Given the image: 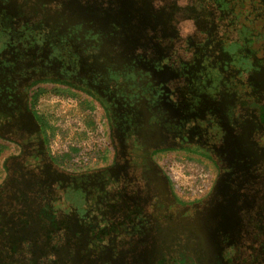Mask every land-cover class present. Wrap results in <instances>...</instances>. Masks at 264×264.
<instances>
[{
    "label": "flooded vegetation",
    "instance_id": "flooded-vegetation-1",
    "mask_svg": "<svg viewBox=\"0 0 264 264\" xmlns=\"http://www.w3.org/2000/svg\"><path fill=\"white\" fill-rule=\"evenodd\" d=\"M0 2V237L20 211L42 218L45 202L58 210L81 186L66 223L82 233L59 264H119L134 243L144 251L121 264H238L246 227L263 217L264 65L229 55L240 31L264 29L261 19L246 18L235 0ZM32 76L96 103L105 164L81 173L50 155L49 129L30 117L22 95ZM166 153L211 167L217 195L203 207L178 199L159 163ZM255 195L253 211L245 200ZM197 207L202 213L188 214ZM115 211L119 220L110 217ZM57 221H45L50 231ZM130 229L133 239L124 237ZM34 247L27 244L26 262L16 255L18 239L3 241L0 263L39 264Z\"/></svg>",
    "mask_w": 264,
    "mask_h": 264
},
{
    "label": "rangeland",
    "instance_id": "rangeland-1",
    "mask_svg": "<svg viewBox=\"0 0 264 264\" xmlns=\"http://www.w3.org/2000/svg\"><path fill=\"white\" fill-rule=\"evenodd\" d=\"M235 1L237 7H240L242 12L244 11L246 18H260L261 25L264 26V0H262L263 2L260 0ZM2 9L3 5L0 2V10ZM24 19H29V17L25 16ZM185 25L186 27L194 29L197 23H195V25L193 23ZM240 33L245 36H239L238 33V44H236L234 51H232V55H229L231 60L233 57V60L237 61L242 56H251V60H256L255 64L262 65L263 67L264 41L263 43H261V41L257 43L256 41H258L260 37H264V29L259 31L248 27L247 33H244V31H240ZM255 35L257 36L253 39ZM35 107L39 114L49 123L50 130L48 132L47 150L60 166L76 172L88 173L90 170L105 164L108 159L107 135L105 126L101 120L100 111L96 107L86 102L83 98L77 97V95L71 96L64 92L61 94L53 92L43 94L38 98ZM211 107L212 106H210V108ZM159 163H161L166 170L172 182V189L177 198L182 200L185 204L200 203L199 205L203 207L201 203L208 201L209 195L212 194L216 196L217 194L215 192L220 191L219 189L214 190L215 192L213 191L215 171L200 160L191 159L184 154H172L161 157ZM88 182L89 181H83L81 184H84L83 186H89ZM75 188L76 190L73 193L67 192L65 194L66 200L63 202L64 207L63 205L59 206L60 208L58 210H53L52 206L48 207L47 202H45L46 206L42 218L36 216L34 213L33 219H30L23 210L20 211L18 215L12 217L11 222L14 224L11 225L9 222H4V224L1 225L4 230L0 237V244L3 241H7L8 243L12 238L18 239V241H20V250L16 255L20 258H25L24 261L26 260V262H28V260H31L29 258L31 249L28 250L27 244L33 241V247L40 246L38 250L39 256L37 258L38 260L41 259V261L38 262L39 264H59L62 262V249L64 248L66 252H68V249H70L68 246L78 242L81 236L79 234L82 233V230L77 229L76 231H79L78 233L66 223V220H71L73 216L68 213V209L79 208V200L75 202L74 197H81V189L86 190L81 188V186H76ZM260 201V196L255 195L254 198L246 199L245 203L248 204L250 210L254 211L259 207L258 203ZM255 204L257 206H255ZM195 209L196 212L192 209L187 210L188 214L193 216V214L197 215L203 211L199 207ZM21 212L23 213L21 214ZM115 212L116 213L112 212L110 217L113 220H119L120 212ZM236 214L237 212L233 215V219H238ZM53 216L58 220V228L54 231H50L45 221ZM219 216L220 221L224 222V215L219 213ZM260 216H263L261 219H258L260 226L257 225L255 228L246 227L244 231L243 239L246 240L245 242L247 245L242 246L239 253L236 252L237 255L240 256L238 264H254L252 263L254 261H260L261 264H264V208ZM214 217H218V215L216 214ZM6 223L12 227L17 226L18 229L15 231L11 228L10 230V228H7L8 226ZM42 228H44V230ZM238 228L239 223L236 222V229L238 230ZM117 232L118 231H114V233ZM116 236H121V234H117ZM129 236L132 239L135 237L132 229H130L124 237L129 238ZM44 238H47L49 247H46ZM105 238L110 240V243L114 241V239H112L113 236L110 234H105ZM104 241L102 242L105 243ZM142 250L144 251V248H138L137 244L134 243V245H131L130 249L127 248V250H125L128 260H125L124 256L122 257L120 255L119 257L120 259L122 257L123 261H120L119 264L125 263V261L129 263L128 261L130 260L134 262V258L139 255ZM194 256V253H190L191 258H194ZM95 264H97V261ZM187 264H191V262H187Z\"/></svg>",
    "mask_w": 264,
    "mask_h": 264
},
{
    "label": "trees",
    "instance_id": "trees-1",
    "mask_svg": "<svg viewBox=\"0 0 264 264\" xmlns=\"http://www.w3.org/2000/svg\"><path fill=\"white\" fill-rule=\"evenodd\" d=\"M13 14V13H12ZM27 87L24 89L23 96L25 97V103L28 112H30V117L37 123V125L40 128L49 129L50 126L48 125V121L44 118L41 119V115L37 114V110L35 109V105L38 101V98L42 96L45 93L53 92L56 94H61L62 90L58 87V85H54V83H51L50 78H43L41 76L39 77H30L27 82ZM74 87H68L67 90H74ZM64 93H67L71 96H73V93L69 91H65ZM92 104L94 107H97L96 103H89ZM46 126V127H45ZM108 152V151H107ZM167 155H170L171 153H166ZM165 154V155H166ZM82 171V170H81ZM165 173L167 174L166 170ZM4 175L3 171L0 173V182L2 181V176ZM168 176V174H167ZM170 180V179H169ZM170 184L172 187V182L170 180ZM256 264H261L260 261H257Z\"/></svg>",
    "mask_w": 264,
    "mask_h": 264
}]
</instances>
